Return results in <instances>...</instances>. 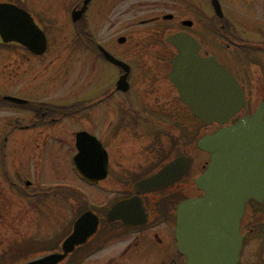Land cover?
Returning <instances> with one entry per match:
<instances>
[{
  "label": "rangeland",
  "instance_id": "374dc122",
  "mask_svg": "<svg viewBox=\"0 0 264 264\" xmlns=\"http://www.w3.org/2000/svg\"><path fill=\"white\" fill-rule=\"evenodd\" d=\"M221 1L226 17L235 24L239 31L248 32L253 27L264 29L263 2L250 5L246 0ZM116 8L125 10V13L117 15L113 12L104 19L100 18L96 12L90 20V29L95 31L97 40L104 41L114 54L132 65L133 78L130 77V79L135 86V91L129 96L128 104L125 103V98L114 95L113 110L122 109V105L118 106L120 101L121 104L122 102L126 104L128 110L130 106L137 110H147V113L143 115L150 119L148 121L151 122L148 125L149 130L141 128L147 126L143 125L142 121H140L141 126H134V128H129L128 124L124 123L120 137L116 138L117 121H120V117L124 115L128 116L129 120L133 113H112L114 121L112 129H107L105 124L96 123L93 116L102 113H88L87 118H82L80 123H72L73 120L68 119L67 128H62V125L57 126L61 137L65 133L70 136L69 134L79 127L93 130L95 135L102 137L109 144L107 146L111 148V151L118 155L116 158L123 159L124 162L119 164L113 157L116 175L99 187L92 186L74 175L72 164L74 148L53 147L44 150L41 144L44 129L40 127L38 130L30 131V136L36 138L30 151L27 167L30 173L27 178L33 181L35 186L31 190L43 184L44 192L50 195V191H53L52 187L56 190L62 185H69L77 187L87 195L83 193L86 199L84 197L85 200L78 202L51 195L44 201L37 195L29 200L22 194L11 193L8 188V179L1 175V190H4L5 194L0 214V264H18L22 258L39 251L45 252L59 248L72 230L73 222L80 209L91 206L95 210L97 206H104L100 212L105 213L111 203L122 196L125 193L124 190L127 191V186L133 182L135 177L145 173L169 153L171 156L190 155L193 159V168L189 176L178 183L179 189L165 190L154 198L159 199L156 204L151 203L155 205V211L158 213L157 208L172 204L173 192L179 193L178 198L198 196L201 193L195 184V179L204 171L209 162V154L197 147V140L214 131L217 125H201L200 121L191 114L190 108L180 101L178 91L168 77L172 67L171 57L176 54L174 47L166 41L168 33L156 35L158 26L155 23L143 24L151 21L157 13L153 0H125L122 5L112 6L114 11ZM208 11H211L209 6ZM58 27L67 36L60 37L55 41L56 43L51 44V47L56 46L58 49H51L43 58L31 60L23 59L22 53L18 52L17 56L20 55V57H18L16 72L13 76L15 82L10 85V80L6 79L4 87L8 89L11 87L13 95L25 98L31 96L38 101L58 105L69 104L76 100L77 90H81L82 98L88 93L90 99L100 100L105 93L114 88L113 83L119 78V69L107 61L97 59L93 53L89 54L83 50L84 43H81V46L74 43L75 27L71 19L58 21ZM120 36L127 37L125 44L118 43L117 39ZM204 37L211 40L209 37ZM213 53L217 52L213 51ZM42 63L44 68H42L43 65L41 67ZM249 71L253 80L245 84L250 92L249 101L256 107L264 97V70L251 65ZM11 108L20 113H4V110H13ZM96 109L105 110L107 105L102 104ZM23 111H25L24 108L3 107L0 104V121L6 124L8 121L17 119L19 124H26L28 113ZM159 120L164 121V124L158 125ZM171 125L174 126L172 134ZM163 135L167 137L163 138ZM119 143H124L127 148L125 146L119 148ZM24 164L26 163L19 159L15 164H11L12 173L14 174L17 170V178L18 170L23 169ZM122 174L127 176H122ZM252 205L257 204L250 203L246 217L250 213L254 214ZM260 208L263 211L264 205ZM163 227L162 222L160 228ZM112 228L115 230L107 241L109 245L94 253L84 264H109L114 256L123 252L125 243L123 229L117 226ZM245 229L248 230V227ZM150 230H145L142 235ZM257 235L254 239L250 237L247 242L244 252L245 258L249 256L247 264H263L261 230ZM102 242L103 239L93 243L100 245ZM91 247L94 246L90 245L86 253ZM19 254L22 255L19 257ZM126 257L129 264H172L169 258H162V248L152 235L140 239L137 247Z\"/></svg>",
  "mask_w": 264,
  "mask_h": 264
},
{
  "label": "water",
  "instance_id": "95a60500",
  "mask_svg": "<svg viewBox=\"0 0 264 264\" xmlns=\"http://www.w3.org/2000/svg\"><path fill=\"white\" fill-rule=\"evenodd\" d=\"M75 10L77 21L87 9ZM219 16L222 6L213 0ZM0 34L4 42H17L35 54H43L46 37L32 16L9 4H0ZM124 43L126 38H120ZM178 54L172 59L170 79L181 99L192 108L200 121L211 125L226 124L245 105V93L237 79L215 57L199 55L200 44L186 33L169 36ZM105 57L126 70L118 88L128 90L130 66L103 49ZM24 104L25 100L6 97ZM198 147L211 154L204 173L196 179L204 192L199 198H188L177 208L176 237L187 264H236L240 259L243 236L241 220L250 199L264 203V102L253 115H247L227 127L198 140ZM79 152L74 156L75 169L83 179L96 184L108 175V153L100 140L86 131L77 134ZM191 159L179 156L166 163L157 173L134 184L136 195L112 206L108 221H121L128 226L148 222V212L141 195L158 191L178 182L190 167ZM99 216L92 210L74 222L72 232L59 251L38 255L22 264H61L77 247L86 244L98 231ZM264 232V228H263ZM264 246V243H263Z\"/></svg>",
  "mask_w": 264,
  "mask_h": 264
},
{
  "label": "flooded vegetation",
  "instance_id": "af4514ba",
  "mask_svg": "<svg viewBox=\"0 0 264 264\" xmlns=\"http://www.w3.org/2000/svg\"><path fill=\"white\" fill-rule=\"evenodd\" d=\"M84 1L85 0H0V4L16 5L27 11L33 17L39 29L44 33L47 42V47L44 54L37 55L30 51L28 48L16 42H4L0 34V103L1 105H3V107H6V104L4 103H10L5 100L4 97L13 95L11 94L13 92L11 90V87L8 89L4 86H6V79L10 80V85L15 82L13 76L16 72L18 57H20V55L17 56L18 52L22 53L21 56L23 59L31 60L43 58L44 55H47L46 53L51 49H58L56 46L51 47V44L58 40L60 37H67L63 34L62 30L59 29L58 21H61L62 19H71L75 27V34H73L74 43H78V46H81V43H84L85 45H82L83 50L87 51L89 54L93 53L97 59L101 61L104 59V56L99 49V45H102L109 51L111 50L109 46L105 45L106 43L104 41L96 39L95 31L90 29V20H92L96 14H98L100 18L104 19H106L113 12H115L117 15L124 14L125 10H118V8H116L114 11L112 9V6L122 5L123 1L125 0H91L83 16L75 22L73 21V10H81V8L84 6ZM219 1L222 4V1ZM246 1H248L250 5H252V3L258 2H263L262 5H264V0ZM153 4L157 7L156 15L151 19V21H144L145 23L143 24L155 23L158 26L156 35H165L166 33H168V36H170L178 32H188L189 34L196 37L202 45L201 54L205 57L210 55L215 56L219 62H221L227 69H229L233 73V75L238 79V81L245 89L247 102L249 103L250 92L247 88V85L245 84L249 83V81L252 82L253 80L249 71V67L251 65H254L264 70V29L260 27H253L252 30L248 32L239 31V29L235 27L234 23H232L234 24V26H232V24L229 23V20H227L228 17L226 18L223 4L222 8L225 17L221 18L218 16V14H216L215 8L213 6V0H153ZM208 6L210 7L211 11H208ZM187 13H189L188 16L186 15ZM185 20H191L193 22L190 28L184 26L183 22ZM204 36L209 37L211 40L205 39ZM213 51H216L217 53H213ZM116 56L121 58L117 54ZM41 67L44 68L43 63L41 64ZM122 74L123 71L121 70L119 77ZM118 79L113 83L114 88L105 93V96L98 101H96V99H90L88 93L87 95L83 96L84 98H82V92L81 90H77L78 88L76 89L78 92L77 99L69 104L65 103L64 105L38 101L36 99H33L31 96H29L30 98L19 96L22 99L28 101V103H25L23 105L27 108L23 112L28 113V116L26 117L28 123L19 124L20 122H18L17 119L8 121L6 124L5 122L0 121V176L2 175L5 179H8V188L10 189L11 193L16 195L22 194L29 200L33 197V195L44 196V185H38V187L34 191H32L29 190V188L34 186V184H26V181L28 179L27 176H30L29 170L27 171V167L29 166L28 160L30 159L31 154L30 151L36 139L30 136V131L38 130L40 127L44 129V137L41 143L43 144L42 148L44 150L53 147H69L74 148V154H76L77 133L83 130H86L91 134L94 133L93 130L79 127L77 130L72 131L69 134L70 136H67L65 133L62 135L63 137H61V133L59 134V132L57 131V126L62 125V128H67L68 119L73 120L72 123H80L82 118H87V116L89 115L88 113H102L100 115L93 116L96 120V123L105 124V126H107V129H112V125L114 122L112 119V113H133L129 120L128 116L124 115L122 116V118L120 117V121H117L116 138L120 137V134L123 131L122 129L124 127V123L128 124L129 128H134V126H141L140 121H142L143 125L146 124L147 126H142L141 128L143 130H149L148 125L151 122L148 121L150 119L148 118V116L143 115V113H147V110H137L133 108V106H130V110H128V107H126V104H128L129 96L131 94L133 95V91H135L134 84L131 82L130 88H128V91L125 92L124 90L118 89ZM114 95H119L122 99L125 98L124 101L126 104L123 102L121 104V101L118 103V106L122 105L121 110H119L120 108L116 111L113 110L112 98L114 97ZM102 104L107 105V109L97 110L96 108L98 106H102ZM253 108L254 105L252 104L250 107H248V109L245 110V113H252ZM149 112L150 111L148 110V113ZM4 113L20 112H17L13 109L4 110ZM162 124H164V121L159 120L158 125ZM173 127L174 126L171 125V134L174 132ZM68 132L69 131H67V133ZM41 133L43 134V131ZM157 135L158 134H156V136ZM97 137L102 141L103 146L107 149L109 155L108 177L95 185L101 186L109 178H113L114 175H116V173L114 172L113 165L115 160L113 159V157L119 164L123 163L124 161L121 158H116V156L118 157V155L115 152L113 153L111 151V148L107 146L108 143L102 137ZM166 137L167 136L164 137L163 135V138ZM38 144L40 145V143ZM119 144V148L125 146L124 143ZM157 144L158 142L156 143V145ZM125 147L127 148V146ZM74 154L72 156H74ZM177 156H171L169 153L165 157H162L159 163H156V165L154 164L145 173L135 177L133 179V182L127 186V191L124 190L125 195L122 194V196H119L117 198L118 200L111 203L110 207L105 210V214L107 215L110 208L119 200L130 198L136 195V192L134 191V184L137 181L152 176L157 171H159L167 162ZM18 159L26 164H24L23 169L18 170L19 174L17 178V170H15V173L13 174L10 166L11 164H15ZM192 168L193 160L180 182L189 176ZM74 173L75 176L77 175V177L80 178L77 172L74 171ZM122 176L127 175L122 174ZM172 188L174 190H176V188L179 189L178 183H175L172 186L156 192L141 195L144 199L146 205L145 207L148 212V222L141 226H127L121 221L105 223L104 218L106 217V215L104 216L101 215L102 213H100V209L104 208V206L100 207L98 214L100 213L99 215L101 216L100 218L102 224L98 232V239H103V242L100 244V246L103 247V245H109L107 244V241H109V238H111L110 236L113 235L115 230V228L112 227L117 226V228H122V233H124L125 236V238H123V241L125 242L123 246V252L117 256H114L111 259L110 264H129L127 263V254L137 247L140 239H145L149 235H152L155 238L156 242L162 248V258H169L172 264H186V257L180 254L177 250V240L175 237V230L177 226L176 210L178 203L181 201L180 199L178 200L177 194L179 193L173 192L172 195L174 196L171 197L172 204L162 206L160 209L157 208L158 213L154 209L155 205L151 204H156L158 202L159 199H154L157 195H160V193H162L163 191ZM73 189L74 192L78 193V189ZM4 194L5 192L4 190H1L0 184V209L2 207L1 205L3 203ZM169 197L170 196H168V198ZM163 201L160 202L162 203ZM250 203H255L257 205L251 206L253 208L254 214L250 213L247 217L245 214L242 220L241 230L244 235V242L241 252V259L238 264H247L249 256L245 258L244 255L247 242L250 237L251 239H254L256 236H258L257 233L259 234V230L262 231V226L264 223V210H261L260 207L262 206L258 202L254 200L250 201L247 206L246 213L248 211V208L250 207ZM6 208H8V206ZM6 208H4V210H6ZM1 211L2 209L0 210V214ZM167 219L168 221H166ZM162 222L164 224V227L160 228ZM245 227H248V230H246ZM147 229L151 230L148 233L142 235V233ZM262 260L264 264V255L262 257Z\"/></svg>",
  "mask_w": 264,
  "mask_h": 264
},
{
  "label": "trees",
  "instance_id": "16d2710c",
  "mask_svg": "<svg viewBox=\"0 0 264 264\" xmlns=\"http://www.w3.org/2000/svg\"><path fill=\"white\" fill-rule=\"evenodd\" d=\"M68 264H75V262L72 260V261H69Z\"/></svg>",
  "mask_w": 264,
  "mask_h": 264
},
{
  "label": "bare ground",
  "instance_id": "6f19581e",
  "mask_svg": "<svg viewBox=\"0 0 264 264\" xmlns=\"http://www.w3.org/2000/svg\"><path fill=\"white\" fill-rule=\"evenodd\" d=\"M241 252H242V250L240 251V255H241Z\"/></svg>",
  "mask_w": 264,
  "mask_h": 264
}]
</instances>
